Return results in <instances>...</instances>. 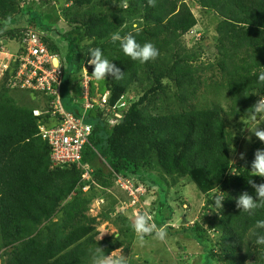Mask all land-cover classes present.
Instances as JSON below:
<instances>
[{"label":"trees","instance_id":"16d2710c","mask_svg":"<svg viewBox=\"0 0 264 264\" xmlns=\"http://www.w3.org/2000/svg\"><path fill=\"white\" fill-rule=\"evenodd\" d=\"M63 4L73 7L61 11L66 27L59 26L53 12ZM191 5L216 16L215 45L199 43L196 49L184 45V37L199 24ZM44 6L54 7L45 12ZM137 22L142 25L132 28ZM128 23L131 28L126 27ZM28 31L61 60L63 108L67 85L76 87L74 95L82 100L85 70L91 80V98L107 91L111 95L105 107L95 106L86 115L92 134L81 161L56 164L52 147L40 131L41 125H51L52 115H35L51 111L48 103L47 107L26 106L11 96L16 66L0 77V254L4 264H91L99 247L106 255L125 248L136 234L131 229L134 219L117 211L119 200L111 197L119 179L129 181L135 191L144 189V197L157 189L160 196L149 214L157 226L166 228L175 210L171 203L181 197L175 191L171 202L170 190L180 189L183 182L195 186L206 197L203 223H194L185 232L194 233L192 239L205 253L204 264H264V246L254 244L251 231L257 219H264V209L250 216L236 203L244 192L255 197L249 180L264 183V177L250 172L264 142L254 136L245 160L237 155L247 141L245 131L240 140L235 139L238 128L253 126L252 121L244 125L239 121L248 119L247 112L264 94V85L258 83V75L264 72V0H156L154 7L148 0H0V45L21 43ZM116 32L122 36L131 32L140 44L153 43L159 56L144 64L133 61L119 42L111 41ZM97 47L114 60L124 73L122 79L109 76L97 81L92 76L86 54ZM205 52L216 56V67L203 63ZM209 74L212 79L207 78ZM136 88H143L144 94L129 101L127 96ZM202 90L204 96L211 92L216 99L224 92L230 106L225 110L221 101L200 102ZM23 91L33 101H49L42 92ZM66 109L77 118L83 115V104ZM86 173L89 179L84 180ZM220 191L224 192L223 208L214 206ZM95 199L105 201L102 217H114L119 238L97 240L100 222L88 215Z\"/></svg>","mask_w":264,"mask_h":264},{"label":"rangeland","instance_id":"374dc122","mask_svg":"<svg viewBox=\"0 0 264 264\" xmlns=\"http://www.w3.org/2000/svg\"><path fill=\"white\" fill-rule=\"evenodd\" d=\"M53 7L54 6L46 8V6H44V9L42 10L45 12L52 11ZM64 7H68L71 9L72 5H58V8L54 9L53 12H55L56 16L58 15L59 17L57 18L59 26L66 27L67 24L62 21L64 17L61 13ZM190 7L195 17L198 19L199 24L192 30V32L184 37V45L188 48L195 49L199 45V43L204 47L215 45V40L217 39L216 29L219 23L216 16H214V14L211 12L203 11L195 5H191ZM141 25L142 24L137 22L135 24V27L132 28H136ZM126 27L131 28V23H128ZM200 37L204 38L205 40L201 41ZM6 48L10 52H16L19 50L20 45L17 42H8L6 44ZM209 56L210 59L208 60ZM215 59L216 56H211L208 52H205V56L202 58L203 63H212L215 64L214 67H216L217 60ZM207 78L212 79L210 74L207 75ZM75 88L76 87L71 88L69 87V85L65 87V89L67 90L62 94L65 109H73L75 107L80 108L82 104V100L76 98V96L74 95V93L77 91V89ZM138 89L139 88H136L134 91L131 90L132 92L129 94V96H127L129 101H136L144 94L143 88H140L139 90ZM72 92L73 95H71ZM203 93L204 91L202 90L199 94L200 102L202 101L215 103L221 101L223 103L222 106L225 110L228 109V106H230V103L224 96V92H222L221 96L217 99L215 95L211 94V92L206 94V96H204ZM11 96L16 99L17 102L21 105L30 106L31 103V106L35 104L47 107L46 99L39 98L37 101H33L32 98H30L23 90L12 89ZM242 120L239 121L241 125H244L246 123L248 124L251 121L250 119L245 118H243ZM235 130L236 129L234 127V131ZM238 131L239 132L235 131V139L240 140V138H242L241 136L243 135L242 131H245V136H243L246 137L247 141L244 143L242 151L239 150L237 155L239 154L241 157H245L246 160V157L250 153L247 152L250 147L249 145L252 143L255 135L251 132V130H247V128H238ZM249 137L251 139H248ZM183 184L184 185L180 187V189H171L170 193L168 194V198L171 202H173L175 199V191L178 192L179 190L181 193V197L179 199V202L176 201L174 203H171V206L175 210L172 215V222L169 223V228H166V239L164 241H160L153 238V236H149L148 238H145L143 245H141L137 237L134 236L133 238L131 236L133 240L131 239L125 245V248L118 249L120 250V252L116 253V255H120L122 253L125 258H128L127 263L129 264H204L205 253L203 252V249L194 239H192L194 233H192L191 231L185 232V229L191 227L194 223H203V218H201V216L202 210L206 203V197L200 194L195 186L187 184L186 182H183ZM118 188L113 187L111 194V197L113 196L112 198L119 200L118 209L116 210L124 212L127 216L133 219H135V217L141 213L149 214L151 205L155 203V201H157L160 196V194L157 192V189L152 190L151 194L144 197V195L138 196L136 191H134V195H131L128 191L122 190L120 186ZM133 196L134 198L136 197L135 202L133 200ZM129 199L130 201H128ZM182 200L185 202L181 203ZM104 202V200L99 201L95 199L90 206V211L88 214L91 217H98V221L100 222V224L96 226L97 232L99 234L97 237L98 241H102L113 235H116V237L119 236L118 227L116 226V223H114V217H112V220H104L102 217V213L106 209L103 208ZM210 234L213 237L212 239L216 238V235H214L213 231H211ZM3 262L4 260L2 259V255L0 254V264H4Z\"/></svg>","mask_w":264,"mask_h":264},{"label":"built area","instance_id":"2783aa9c","mask_svg":"<svg viewBox=\"0 0 264 264\" xmlns=\"http://www.w3.org/2000/svg\"><path fill=\"white\" fill-rule=\"evenodd\" d=\"M16 52H10L6 46L0 45V77L13 65L17 67L13 87L22 90H33L44 93L49 98L47 103L52 115L51 125L40 126L43 138L52 147V161L56 164H72L81 161L83 147L89 142L92 127L85 123L86 115L95 106L105 107L111 95L109 91L96 94L91 98L90 77L88 71L83 73L81 98L83 115L80 118L66 113L61 100L60 87L63 76L59 56L48 50L45 43L33 32L28 31ZM20 49L22 51L20 52ZM41 115V112L36 113ZM84 179L89 177L84 174ZM120 187L134 195V186L127 180L119 179ZM138 195V190L136 191ZM139 196V195H138ZM136 197L133 200L135 202ZM139 200V199H138ZM138 202V201H137Z\"/></svg>","mask_w":264,"mask_h":264},{"label":"clouds","instance_id":"9594fccd","mask_svg":"<svg viewBox=\"0 0 264 264\" xmlns=\"http://www.w3.org/2000/svg\"><path fill=\"white\" fill-rule=\"evenodd\" d=\"M148 3L150 6L154 7L156 0H148ZM124 7H127V5L125 4ZM111 41L113 43L119 42V47L122 52L133 61H138L141 64L155 60L159 56V50L153 43L145 42L144 44H140L131 32L123 36L119 32L113 33L111 35ZM86 55L90 57L87 63L93 66L92 76L97 81L108 79L109 76L117 80L123 78L124 73L113 63L114 60L110 61L105 57L101 48L97 47L90 49ZM258 83L264 85V72L258 75ZM258 96L260 97L258 102L251 108L250 112H247V117L252 121L253 125L247 128L251 130L260 141L264 142V128L261 127V125H264V94ZM38 112L41 111H36V113ZM36 113V116H40ZM41 113V115L45 114V112ZM248 139L251 138L249 137ZM250 172L254 177H264V149H258L256 151ZM87 179H89V177ZM249 184L255 190V197L248 192H244L236 198V203L237 207L241 209L242 212H246L250 216H253L256 214L257 210L264 209V183L255 184L253 180H249ZM84 190L87 192L88 187H85ZM138 191L139 196H142L145 192L144 189H139ZM223 193L224 192L220 191V193L215 196V207L223 208V201H225ZM131 229L136 234L141 245H143L146 236L152 235L153 238L160 241H164L167 236L166 226H157V224L152 221V217L147 213L137 215L134 221L131 222ZM258 230H264V219H257L254 229L251 230L252 235L255 237L254 244L257 246H264V232ZM118 252H120V250L113 251L111 255H106L104 250L99 247L91 256V264H127L128 258H125L122 253L116 255Z\"/></svg>","mask_w":264,"mask_h":264}]
</instances>
